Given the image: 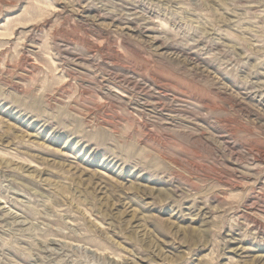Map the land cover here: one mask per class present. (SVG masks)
Wrapping results in <instances>:
<instances>
[{
  "label": "rangeland",
  "instance_id": "374dc122",
  "mask_svg": "<svg viewBox=\"0 0 264 264\" xmlns=\"http://www.w3.org/2000/svg\"><path fill=\"white\" fill-rule=\"evenodd\" d=\"M0 264H264V0H0Z\"/></svg>",
  "mask_w": 264,
  "mask_h": 264
}]
</instances>
